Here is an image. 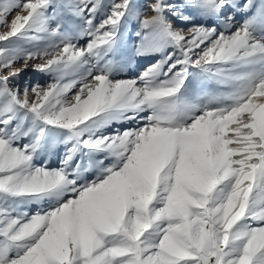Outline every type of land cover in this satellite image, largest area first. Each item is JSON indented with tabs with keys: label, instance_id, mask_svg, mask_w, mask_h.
I'll return each instance as SVG.
<instances>
[{
	"label": "snow or ice",
	"instance_id": "6c2138e0",
	"mask_svg": "<svg viewBox=\"0 0 264 264\" xmlns=\"http://www.w3.org/2000/svg\"><path fill=\"white\" fill-rule=\"evenodd\" d=\"M130 21L161 58L117 79ZM0 27V264H264V0H0Z\"/></svg>",
	"mask_w": 264,
	"mask_h": 264
},
{
	"label": "rangeland",
	"instance_id": "374dc122",
	"mask_svg": "<svg viewBox=\"0 0 264 264\" xmlns=\"http://www.w3.org/2000/svg\"><path fill=\"white\" fill-rule=\"evenodd\" d=\"M135 3L138 4V6H143L146 3L149 2V0H134ZM179 2V0H177ZM242 2V0H241ZM228 9L225 10L227 13ZM244 13L243 12H236L235 13V24L238 26L239 23H241L244 19ZM221 20H223V17H221ZM209 24L215 23L218 26L220 25V21L212 22L209 21ZM175 24L177 27H187L186 25L181 24L179 21H175ZM137 24L135 21H130L129 24V30L125 34L124 37V51L125 56L123 57L125 60H128V63L126 64L124 70L116 77L117 79H132L139 75L141 71H143L144 68H146L150 63H155L157 60H159L161 57L159 55L151 56V57H142V56H133L132 50L133 45L138 43V40L135 37V31L137 30ZM219 30H223L222 26L219 27ZM234 30V29H233ZM0 31H6V29L0 27ZM83 43V41H81ZM130 57V60H129ZM22 62L17 63L16 67H21ZM49 77L46 74L36 72L33 70L32 66L29 65V67L22 72V74L13 82L16 85H19L21 88L27 83V84H40L45 85L49 82ZM75 90H73L74 92ZM131 125H117V127H129ZM64 151L63 146H61L58 149V155H50L45 157V159L48 160V163L51 167L58 166L59 163V155H62ZM35 207V206H34Z\"/></svg>",
	"mask_w": 264,
	"mask_h": 264
}]
</instances>
